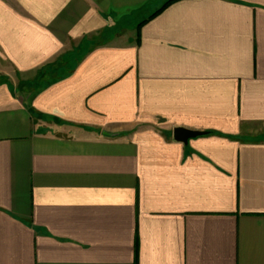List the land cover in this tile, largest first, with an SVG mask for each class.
<instances>
[{"label": "crops", "instance_id": "obj_1", "mask_svg": "<svg viewBox=\"0 0 264 264\" xmlns=\"http://www.w3.org/2000/svg\"><path fill=\"white\" fill-rule=\"evenodd\" d=\"M0 264H264V0H0Z\"/></svg>", "mask_w": 264, "mask_h": 264}, {"label": "water", "instance_id": "obj_2", "mask_svg": "<svg viewBox=\"0 0 264 264\" xmlns=\"http://www.w3.org/2000/svg\"><path fill=\"white\" fill-rule=\"evenodd\" d=\"M205 134L206 133L204 132H196L179 128L174 130V139L179 143L187 144L190 140L202 137Z\"/></svg>", "mask_w": 264, "mask_h": 264}, {"label": "trees", "instance_id": "obj_3", "mask_svg": "<svg viewBox=\"0 0 264 264\" xmlns=\"http://www.w3.org/2000/svg\"><path fill=\"white\" fill-rule=\"evenodd\" d=\"M170 3H171V1H170L169 3H167V5H165V7H167ZM165 7H164V8H165ZM164 8H163V9H164ZM163 9H162V10H163ZM162 10H160L159 12H161ZM159 12H157V13H159ZM155 15H156V14H155Z\"/></svg>", "mask_w": 264, "mask_h": 264}]
</instances>
